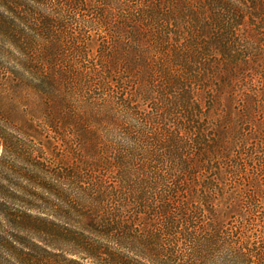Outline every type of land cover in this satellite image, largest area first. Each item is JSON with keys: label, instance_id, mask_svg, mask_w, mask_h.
Wrapping results in <instances>:
<instances>
[{"label": "trees", "instance_id": "obj_1", "mask_svg": "<svg viewBox=\"0 0 264 264\" xmlns=\"http://www.w3.org/2000/svg\"><path fill=\"white\" fill-rule=\"evenodd\" d=\"M0 264H264V0H0Z\"/></svg>", "mask_w": 264, "mask_h": 264}, {"label": "rangeland", "instance_id": "obj_2", "mask_svg": "<svg viewBox=\"0 0 264 264\" xmlns=\"http://www.w3.org/2000/svg\"><path fill=\"white\" fill-rule=\"evenodd\" d=\"M236 110H237V108H236Z\"/></svg>", "mask_w": 264, "mask_h": 264}]
</instances>
